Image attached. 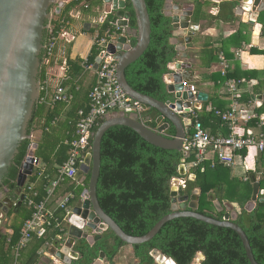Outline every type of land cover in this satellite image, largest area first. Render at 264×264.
Wrapping results in <instances>:
<instances>
[{"label": "trees", "instance_id": "16d2710c", "mask_svg": "<svg viewBox=\"0 0 264 264\" xmlns=\"http://www.w3.org/2000/svg\"><path fill=\"white\" fill-rule=\"evenodd\" d=\"M64 1L65 4L61 13L57 14L54 10L52 19L46 22L47 25L51 23V27L45 32L44 43L51 36L59 35L65 23L72 20L71 12L84 2L83 0ZM146 1L152 23L151 43L144 54L127 67L126 77L129 84L137 91L163 102L174 101V93L168 91V85L165 81V76L172 72L170 64L179 57L177 45L172 42L175 31L173 17L166 14L165 4L167 0ZM193 1L192 23L194 25H198L203 19L220 22H235L238 20L235 10L240 5V0H222L219 3L214 0ZM102 4V0H94L89 3L84 2L81 8L87 13L93 10L94 6ZM211 7L219 8L216 15L210 13L209 9ZM127 12L132 13L130 25L135 28L134 11L131 3H128L125 9L108 15L105 22L98 29L100 34L103 35L105 30L110 27L111 21L125 15ZM91 31L95 32L96 29L92 28ZM262 31L264 34V28ZM238 35L247 40L246 36H242V33ZM243 39L235 37L237 42L243 41ZM130 40L132 45L136 44L135 36H131ZM211 45L207 44L201 50L202 65L204 67H210L212 63L219 59L218 52L220 48L215 49ZM222 49H224L223 53L228 58L234 57V54L229 50H225L224 46ZM91 51L88 61L95 63L98 56L95 45ZM251 52L264 55V50L251 48ZM44 58L45 50L41 55V84L42 87L46 84L48 90L53 91L58 83L56 79L54 81L50 80ZM66 58L69 79L64 83V86L67 88L68 93L72 95L71 101L68 104L59 102L54 106H50L42 103L40 99L28 130L29 136L33 131L39 132L38 137L34 139L38 144L36 155L45 167L42 175L38 171L33 172L26 185L27 187L30 184L33 185V192L37 193V196L34 197L37 202L47 197L48 189L58 179L59 168L69 157L71 141L74 139L76 126L81 117L79 111H89V95L92 85L83 88L84 92L81 91V88L77 90L78 85L84 83L85 70L82 66V58L72 59L68 52ZM52 65L54 69H58L56 62H53ZM257 73L256 70L243 71L235 67L228 70L226 75H222L220 71L213 72L209 78L217 86L218 83H225L230 79L256 78ZM259 83L263 84L264 81ZM80 92L88 98L87 106L84 105L86 100H79L81 99ZM44 95L45 90L42 89L40 97ZM218 101L217 98L211 97L203 103V109L198 111V117L205 127H208L211 122L219 126L225 124L221 118L211 117L210 114L204 112V109L211 102L223 108ZM67 105H70V109L63 117L62 113ZM258 111L260 113L264 112V103ZM165 121L166 119L162 118V115L153 107H149L145 113V124L151 128L155 129L160 122ZM98 127L94 128V133ZM212 130L217 132L218 127L215 126ZM165 133L169 137H174L176 131L171 126ZM93 138L94 136L90 139L91 144L88 147V152L92 150ZM32 143L33 140L30 138L22 142L19 153L6 175L5 186L12 191L16 188L17 176ZM241 154L246 157L247 150H243ZM101 156V172L97 187L99 202L104 211L126 233L134 236L145 235L161 218L174 212L173 197L171 195L172 181L174 178L186 177V187L179 188V196L188 197V200L184 203L185 209L191 210L189 207L191 197L198 189L200 194L198 195V208L196 211L200 213L223 219L227 212V202L238 203L241 206V211L238 213L235 222L246 232L256 260L264 264V202L258 201L252 211L245 208L252 197L253 182L257 181L258 171H247L248 178L245 180L242 177L234 176L232 168L220 163L217 159L215 161L207 159L194 166L195 153L193 150H190V153L186 155L184 150H167L157 147L147 142L135 130L124 125L113 126L105 132L102 138ZM182 164L187 166L188 173L185 176L180 174ZM190 174L195 175L194 180L189 178ZM89 180L90 173L87 174L84 185L71 180L62 183L64 187L61 193L62 199L69 193H73L74 198L67 208H61L59 203V206L55 209L54 204L58 196L50 199L48 208L54 212L56 219L61 223L58 225V222L52 219L43 235L39 236L34 233L24 247L20 249V264H38L41 250L44 247L57 238L62 241L66 239L68 233V223L65 220L67 209L81 197L83 190L89 185ZM260 181L264 186V175ZM212 193L215 194L223 206L221 211L215 209L214 203L210 199ZM179 210L182 209L179 208ZM34 211L35 209L29 206L25 200V205L20 211L12 213L10 225L8 226L9 232L0 234V264H14L15 250L21 238L23 225L32 217ZM123 245L125 243L111 229H107L94 243H90L85 238L77 239L74 250L80 256L75 264H93L98 259L101 251L106 253L110 264H115L114 258ZM155 249L166 257L172 258L176 264H192L199 252L205 256L200 264H251L243 241L236 231L192 217L175 218L167 222L152 240L134 245L135 256L139 259L138 264H156L155 257L151 253Z\"/></svg>", "mask_w": 264, "mask_h": 264}, {"label": "water", "instance_id": "95a60500", "mask_svg": "<svg viewBox=\"0 0 264 264\" xmlns=\"http://www.w3.org/2000/svg\"><path fill=\"white\" fill-rule=\"evenodd\" d=\"M89 3L94 0H83ZM103 4H108L113 11L123 10L131 3L136 27L131 25L127 28V35H121L115 42L110 43L109 52L117 58V77L123 89L130 97L148 107L155 108L164 119L157 128H151L133 116L117 114L106 118L100 122L97 131L94 133L92 150L88 152L80 165L76 178L80 183H85L87 174L90 173L89 185L81 194V201L73 207H70L68 218L69 234L71 237L66 241L64 247L61 246V239L57 238L50 246V253L60 259L64 264H75L80 254L74 250L76 239L85 238L90 243L98 240L104 231L111 229L123 243L129 245L142 244L152 240L163 228V226L179 217H192L206 223L228 227L236 231L241 237L245 246L248 258L251 264L259 263L253 253L250 240L246 232L235 222L236 212H226L223 219H218L196 211L198 208V195L200 190H196L191 197L189 207L185 209L187 196H179V187L172 186L171 195L173 197L174 212L165 215L155 226L145 235L134 236L126 233L122 227L102 208L97 187L101 172V144L105 132L116 125H124L135 130L147 142L167 150H183L185 139L188 136L187 113L193 101L196 99L201 102L208 101V93L198 91L194 94L190 87L184 85L183 80L190 78L192 74L186 72L192 64L182 61L180 53L178 60L175 61V72L168 73L165 81L168 85V91L174 93V101L163 102L150 95L141 93L134 89L126 77V69L132 63L137 61L148 49L152 38V23L146 0H102ZM174 0H167L165 4L166 14L173 17L175 29H189L190 21L182 20L179 13H171L170 8L183 10L181 4L173 6ZM218 2L222 0H217ZM252 1V0H251ZM246 2V3H245ZM244 2V17L251 24H255L257 17L251 15L253 12L264 11V0H254L253 5ZM65 1L58 0H0V184L3 182L9 171L16 155L24 140L30 138L28 134L30 122L34 111L39 103L41 95V55L44 49L45 32L48 29L46 22L51 19L53 7L57 14L61 13ZM101 6V5H100ZM251 17V18H250ZM132 18V13L127 12L124 19H120L118 24L127 26ZM84 30H91V23L84 24ZM136 37V44L132 45L129 38ZM190 37L187 38L189 41ZM174 43V42H173ZM175 44V43H174ZM178 51L180 48H178ZM101 57L98 56L95 61V69H98ZM174 63V62H173ZM171 69V68H170ZM260 100L264 101V94L259 95ZM171 126L175 128L174 137L166 135V130ZM38 147V144H35ZM34 150L30 151V157L21 165L16 179L15 197L0 196V216L8 214L12 207L14 212H18L22 207L25 195L21 190L25 187L29 177L33 175L34 165L32 164ZM82 156V155H81ZM80 156V157H81ZM187 166L182 164L180 174L187 175ZM190 179H195V175H189ZM260 182L256 181L253 185L252 199L247 203L246 209L252 211L256 207L257 201H264V197L259 198ZM10 189H6L8 193ZM264 193V190L262 191ZM20 198L18 199V196ZM214 199L213 196H210ZM180 203V204H179ZM182 205V210L179 206ZM215 205L222 210L219 201ZM181 207V206H180ZM1 224V219H0ZM152 255L158 263L163 264L164 260L168 263L176 262L158 250H153ZM106 257L104 251L100 252L98 259L93 264H99Z\"/></svg>", "mask_w": 264, "mask_h": 264}, {"label": "built area", "instance_id": "2783aa9c", "mask_svg": "<svg viewBox=\"0 0 264 264\" xmlns=\"http://www.w3.org/2000/svg\"><path fill=\"white\" fill-rule=\"evenodd\" d=\"M110 11H112V8ZM109 14L110 12L105 11L100 22L104 23ZM120 19H124V15L111 21L110 27L105 30L103 35L100 34L99 30L97 32L93 45L96 46L98 56L101 57L98 69H95V63H90L88 61V57L82 59L84 70L95 71L96 74V81L89 95V111H79L81 117L76 126L74 139L71 141L69 157L59 168L58 179L54 181L48 189L47 197L44 200L37 202L34 198L37 196V193L33 192V185L30 184L27 187L28 195L26 197V203L33 207L35 211L32 217H30L23 225L21 238L16 247L14 264H20V249L24 247L34 233H37L39 236L43 235L46 231V227L51 224L52 219H55L58 222V225H60L61 222L56 219L54 212L48 208V202L53 196L56 188L68 180L76 181L77 183L84 185V183H80V180L76 178V175L79 171L80 165L83 163L84 156L89 150L88 147L91 144L90 139L94 134V128L99 126L102 120L117 114L133 116L145 123V113L149 107L134 100L123 89L117 77L118 60L115 55L108 50L110 43L115 42L121 35H127V28L130 25L131 20L127 19L129 20L127 26H121L118 24ZM68 24L69 22L65 23L58 36H51L48 38L47 42L44 43V63L48 67V75L50 76L54 74L58 83L53 91L48 90L46 84L41 87V91L42 89L45 90V95L40 97L41 102L50 106H54L59 102H65L68 104L72 98V95L68 93L67 88L64 86V82L69 79L66 58L67 46L59 45V42L62 40H65L67 43H70L72 40L68 37V32L66 30ZM50 27L51 23L48 25V28ZM240 53L241 51L238 52V54ZM53 62L57 63L58 69L55 70L58 72L52 71V74L49 69L53 70ZM229 67L227 58L221 53L219 71L222 75H226ZM183 83L185 86L190 87V91L194 94L198 92V89L192 83V80L186 79L183 80ZM241 84V80L235 79H230L226 82L231 99V104L226 110L210 108V111L214 116L221 118L225 122L230 131L229 135L213 134L204 126L203 122L198 117V111H201L202 107H199V104L196 102L198 101L197 99L193 101L188 112H186V119L188 120V136L185 139L183 150L186 155L190 153V150L194 151V166L199 165L207 159L213 161L217 159L220 163L230 166L235 163L236 154H239V152L241 153L243 150L255 149L260 153L264 152V133L254 135L252 133L243 134L239 132V125L242 122L248 123L259 119L260 124L264 125V120L257 112L260 102L258 100L243 101V93L240 89ZM35 144L37 143L33 140L25 160L30 157V151L34 150L35 153L31 156V158H33L32 164L34 165L33 172L38 171L39 174L42 175L45 167L36 155L38 147L36 148ZM210 154L213 155V158L210 157ZM186 182V177L174 178L172 186L177 185L179 188L186 187ZM73 198V193L67 194L62 199L60 207L67 208ZM69 215L70 208L67 209V215L65 217L66 221H68Z\"/></svg>", "mask_w": 264, "mask_h": 264}, {"label": "crops", "instance_id": "0c3cea01", "mask_svg": "<svg viewBox=\"0 0 264 264\" xmlns=\"http://www.w3.org/2000/svg\"><path fill=\"white\" fill-rule=\"evenodd\" d=\"M69 1V0H67ZM216 3H219L217 0H214ZM178 2V1H177ZM180 3V2H179ZM84 2L82 3V5ZM78 6L71 12L72 20L68 21L69 24L67 25V32H68V37H70L72 40L70 43H67L65 40H62V45L67 46V52L70 54V57L72 59H75L77 57H81L82 59L87 58L91 54V50L93 48V44L95 41V37L98 32V28L100 27V18H102L104 15H101L99 18L96 17V13L93 10L90 12L85 13L84 10L81 8V6ZM182 5V4H181ZM194 5V4H193ZM243 2H240V5L236 8L235 14L238 17V20L235 22H220L217 20H206L203 19L198 25H194L192 23V14L194 12L193 7L187 8L185 11L186 15L184 16L182 14L183 11H179L178 9L170 8L168 9L169 12L171 13H179L182 17V20H189L190 21V28L189 29H175L174 31V37L172 38V42H174L178 48H180L179 53H180V59L185 62H189L192 64L190 69H186V72H190L192 74V83L196 86L198 91H204L208 93L209 97L208 100L211 97L217 98L219 100L218 102L220 103L223 108L218 107V105L214 104L211 102L205 109L204 112L206 114H210L211 117L216 118L214 115H211L212 112L210 111V108H218L221 110H226L230 104H231V99L228 93V88L225 83H221L216 86L215 82L210 80V75L213 72H218L220 69V54H224V56L227 58L228 63H229V69L232 70L235 67L240 69V70H256L258 71L257 77L256 78H246L243 77L241 79L242 84L240 85L241 92L243 93V100H258L260 102L257 112L261 115L262 119L264 120V112L260 113L258 109L263 105L264 101L260 100L258 97L259 95L264 94V83L260 84V81H264V55L263 54H257V53H252L251 48L258 49V50H264V34H263V28L264 25L260 23V20H257L255 24H251L249 21L246 20L244 17V13L246 12V9L243 7ZM173 6H175L174 1H173ZM186 6V5H185ZM184 6V7H185ZM110 9V7H109ZM107 10V9H105ZM210 13L213 15H216L219 11L218 7H211L209 9ZM251 15L257 17V14L253 11H251ZM184 16V17H183ZM87 18V20H85ZM251 18V17H250ZM91 23V29L94 28L96 29L95 32L90 31H85L84 30V24L87 22ZM239 31V32H238ZM76 33H80L79 36L81 35L84 37L86 40L89 42V47L85 53V55H80L74 53L73 45L76 41ZM91 33V35H90ZM239 33H242V36H246L247 40H244L243 37L238 35ZM74 34V35H73ZM87 36H90V39L86 38ZM190 37L189 41H187V38ZM235 37L242 38L243 41L237 42L235 40ZM207 44H212L211 46L214 47L215 49H219L220 51L218 52L219 59L215 61L214 63L211 64L210 67H204L202 65V55H201V50L207 45ZM225 47V50H229L231 53L234 54V57L228 58L224 52V49L222 47ZM222 49V50H221ZM241 51L240 54L238 52ZM178 60V59H177ZM176 60V61H177ZM170 68L172 69V72H175V62L170 64ZM51 72H58L53 68V70L49 69ZM52 72V74H53ZM50 80L54 81L57 78L53 75L49 76ZM94 79V81H93ZM188 80H191L190 78H186ZM68 80V79H67ZM67 80L64 82L66 83ZM83 84H79L77 87V90L81 88V91H83V88L88 87V85H93L95 84L96 81V74L95 71H85V74L83 75ZM94 83V84H93ZM205 87V88H204ZM92 89V88H91ZM84 92V91H83ZM81 99L79 100H86L84 105L87 106V101L88 98L83 95L82 92H80ZM199 104V107H202L203 109V103L201 101H196ZM195 102V103H196ZM206 102V101H205ZM70 109V105H67V108L62 113V116L65 117L66 112ZM201 109V110H202ZM255 122V123H253ZM163 123V122H162ZM225 125V126H224ZM224 125H217L216 123H212L206 127L210 132L213 134H224V135H229V129L226 124ZM218 127L217 132H213L212 128L213 127ZM239 132L243 134H249L252 133L254 135H260L264 133V125L260 124V120L256 119L253 121H250L248 123L242 122L239 125ZM36 142V141H35ZM247 154L246 157H243L242 154L239 152V154H236V161L233 165H230L232 168V174L236 177H242L245 180H247V171H258V176H257V181L260 182L261 188H260V193H259V198L264 197V193L262 191L264 190V186L261 183L260 179L264 175V152L260 153L256 151L255 149H246ZM252 150V151H251ZM210 157L213 158V155L210 154ZM211 160V159H210ZM256 182V181H255ZM253 182V185L254 183ZM64 187H62L61 191L59 194H57V199L54 204V209L59 206V203H61V193L63 192ZM199 190V189H198ZM210 196H213L214 199H211L214 203L215 209L217 211H221L218 209V207L215 205V201H219L215 194L212 193ZM253 196V193H252ZM252 199V197H251ZM250 199V200H251ZM249 200V201H250ZM81 201V197H80ZM248 201V202H249ZM247 202V203H248ZM258 202V201H257ZM261 202V201H260ZM264 202V201H263ZM220 203V202H219ZM221 204V203H220ZM238 203H227V205H237ZM76 204L74 203L71 207L75 206ZM239 205V204H238ZM247 205V204H246ZM245 205V207H246ZM257 205V203H256ZM240 206V205H239ZM241 207V206H240ZM223 209V206H222ZM20 211V210H19ZM227 212H230L227 208ZM237 213V212H236ZM239 213V212H238ZM237 213V216H238ZM225 216V215H224ZM224 218V217H223ZM237 218V217H236ZM11 221V220H10ZM7 220L2 221L0 224V234L1 233H8L9 229L8 226L10 225V222L6 224ZM68 227V233L67 237L65 240H61V246L64 247L66 241L71 237L69 234V225ZM105 232V231H104ZM103 232V233H104ZM77 240V239H76ZM53 243V242H52ZM51 243V244H52ZM51 244L47 245L41 250V256L38 264H64L60 259L57 257L53 256L49 249ZM16 253V250H15ZM203 254L199 252L196 255ZM205 258L203 254V259ZM194 259V260H195ZM203 259L199 262L201 263ZM15 260V256H14ZM20 262V261H19ZM115 264H138L139 259L136 258L135 256V250L134 246L126 244L120 247V250L118 254L114 258ZM99 264H110V261L106 255L105 259L103 261H99ZM156 264H161L156 261Z\"/></svg>", "mask_w": 264, "mask_h": 264}, {"label": "rangeland", "instance_id": "374dc122", "mask_svg": "<svg viewBox=\"0 0 264 264\" xmlns=\"http://www.w3.org/2000/svg\"><path fill=\"white\" fill-rule=\"evenodd\" d=\"M177 1H178V3L180 2V4H182V6H183V12H182V14L185 16L186 15V12L187 11H185L187 8H189V7H193V3H194V1L193 0H175V5H178L177 4ZM186 5V6H185ZM185 6V7H184ZM93 9H94V11H95V13H96V17H100L101 15H104V10L105 9H107V10H109V5L108 4H102L101 6H94L93 7ZM178 9V8H177ZM264 14V13H263ZM183 16V17H184ZM51 19H52V17H51ZM100 19H102V18H100ZM85 20H87V18H85ZM85 22H87V21H85ZM100 24L102 23V22H99ZM260 23H262L263 25H264V15L261 17V19H260ZM84 26V25H83ZM79 34L80 33H76L75 34V36H76V41H75V43H74V45H73V49H74V53H76V54H80V55H85V53H86V51H87V49H88V47H89V42H88V40H86L84 37H82L81 35L79 36ZM74 35V34H73ZM90 35H91V33H90ZM92 36V35H91ZM86 38H88V39H90V36H87ZM62 42L63 41H61V42H59L60 43V45L61 46H63L62 45ZM82 57V56H81ZM205 88V87H204ZM38 133L39 132H37L36 133V131H33L32 132V134L30 135V139H32V140H34V139H36L38 136ZM252 151V150H251ZM62 187H63V185L61 184V185H59V187L56 189V192L54 193V195L51 197L52 199L53 198H56L57 197V194H59V192L61 191V189H62ZM65 197V196H64ZM80 202V198L79 199H77L76 201H75V204H78ZM227 203H229V202H227ZM227 208H228V210L232 213V212H240L241 211V207L237 204V205H235V206H233V205H227ZM202 256H200V255H198L197 256V259H196V261H195V263H199L200 262V258H201ZM165 262H163V264H173V263H168L167 262V260H164ZM194 261H193V263L192 264H194Z\"/></svg>", "mask_w": 264, "mask_h": 264}, {"label": "flooded vegetation", "instance_id": "af4514ba", "mask_svg": "<svg viewBox=\"0 0 264 264\" xmlns=\"http://www.w3.org/2000/svg\"><path fill=\"white\" fill-rule=\"evenodd\" d=\"M58 1H62V0H58ZM240 2L242 3L243 2V4H244V2H245V0H240ZM253 2H254V0H252L250 3H248V4H251V5H253ZM246 3V2H245ZM174 4H175V0H174ZM177 4H179V3H177ZM244 7V6H243ZM53 10H55V8L53 7ZM105 11H108V12H110V14L111 13H114L115 11H110V9L109 10H104V12ZM256 14H257V20H260L261 19V17L264 15L263 13H264V11L263 12H255ZM9 173V172H8ZM7 173V174H8ZM6 174V175H7ZM5 178H6V176H5ZM5 178H4V180H3V182L0 184L1 185V188H0V196L2 195V194H4V198H6V197H11V198H14L15 197V194H14V191H12L10 188H8V187H6L5 186ZM26 185H27V183H26ZM25 185V187H23L22 188V190H21V194H24L25 195V200H26V197H27V195H28V191H27V186ZM6 189H10V191L8 192V193H6L5 191H6ZM20 198V195L18 196V199ZM25 200H24V203H23V205H22V207L25 205ZM180 204V203H179ZM181 206V207H180ZM179 206V208H181L182 209V205H180ZM21 207V208H22ZM20 208V209H21ZM12 213H18V212H14V207H12L11 208V210H10V212L8 213V214H1V216H0V219L2 220V221H5V220H7V222H6V224H8V222H10V220H11V215H12ZM199 255H202V257L200 258V261L203 259V254H199ZM195 261H196V259H195ZM195 261H194V264H197V263H195ZM198 264H200V263H198Z\"/></svg>", "mask_w": 264, "mask_h": 264}, {"label": "bare ground", "instance_id": "6f19581e", "mask_svg": "<svg viewBox=\"0 0 264 264\" xmlns=\"http://www.w3.org/2000/svg\"><path fill=\"white\" fill-rule=\"evenodd\" d=\"M251 2V0H248V3H250ZM200 256H202V255H200Z\"/></svg>", "mask_w": 264, "mask_h": 264}]
</instances>
